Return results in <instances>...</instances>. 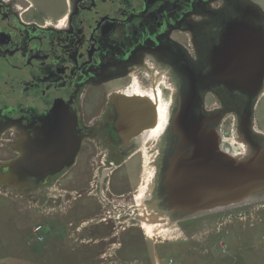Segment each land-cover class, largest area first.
Instances as JSON below:
<instances>
[{
	"label": "flooded vegetation",
	"instance_id": "af4514ba",
	"mask_svg": "<svg viewBox=\"0 0 264 264\" xmlns=\"http://www.w3.org/2000/svg\"><path fill=\"white\" fill-rule=\"evenodd\" d=\"M63 1L57 6L55 0H0V142L11 143L10 152L17 154L0 166L14 164L11 171H28L8 183L34 198L56 187L68 171L77 202L105 188L113 196L121 185L132 193L141 169L124 166L129 155L137 154L142 135L130 142L119 136L111 98H132L126 92L134 80L149 85L155 75L176 80L172 65L177 60L199 61L208 74L238 1ZM250 1L264 12V0ZM209 96L220 107L208 110L223 107L216 93L206 100ZM69 153L71 165L59 170V160ZM151 157L150 210L158 200V148ZM40 158L47 166L40 171L60 172L34 175ZM47 160L55 167L49 168ZM101 216L76 219L111 222L119 217L125 223L123 216Z\"/></svg>",
	"mask_w": 264,
	"mask_h": 264
},
{
	"label": "water",
	"instance_id": "95a60500",
	"mask_svg": "<svg viewBox=\"0 0 264 264\" xmlns=\"http://www.w3.org/2000/svg\"><path fill=\"white\" fill-rule=\"evenodd\" d=\"M237 1L228 35L210 60L208 74L193 59L172 65L177 91L163 136L158 200L152 204L160 217L183 220L249 199H264V134L255 130V109L264 94V12L250 0ZM210 92L220 97L222 108H206ZM113 104L118 114L116 130L123 140L130 142L154 126L155 111L148 100L113 98ZM231 113L251 151L242 159L227 155L219 144L218 127ZM68 156L59 160V170L71 165L73 157ZM45 161L38 159V165L35 161L39 171L31 173L38 177L60 172L40 171L47 168ZM47 162L49 168L55 167L52 160ZM13 165L0 166V177L18 181L27 174L11 171ZM22 166L26 167L23 162Z\"/></svg>",
	"mask_w": 264,
	"mask_h": 264
},
{
	"label": "rangeland",
	"instance_id": "374dc122",
	"mask_svg": "<svg viewBox=\"0 0 264 264\" xmlns=\"http://www.w3.org/2000/svg\"><path fill=\"white\" fill-rule=\"evenodd\" d=\"M50 1L49 3H52L53 0ZM55 1L57 6L64 4L63 0ZM160 76L159 83L164 90V98L169 99L172 91H176V80ZM150 85L144 81L146 88L150 89ZM113 98L114 96L111 100ZM261 98L255 109V125L264 133V94ZM216 101L215 97L209 96L206 100V108L220 107L219 101L214 106ZM224 120H226L224 130L229 132L234 118L228 114ZM138 144L137 154L132 159L129 155L128 162L124 166V168L137 166L142 170H139L138 175L136 174L132 193L121 185L113 196H108L105 188L103 191L100 190L99 195L91 197L83 195L77 202L73 199L77 192L74 191L71 182L72 171H68L56 181L58 184L56 187L47 189L42 198H34L31 194L28 196L26 190L18 191L7 187L8 181L0 177V190L13 195V198L11 195L8 197L15 202V205L11 203L14 218L16 215L25 223L16 219L22 233L15 232L11 235V224L9 229L5 225L0 228V253H2L0 263L23 264L24 259L28 260L29 250L32 254L41 253L43 257L41 264L45 256L48 259L47 253L43 250L45 243L41 245L32 243L33 229L41 225L46 233L63 240L64 245L56 256L60 264H75L76 260L79 264H264V199H249L239 205L199 213L183 220L161 216L162 220L157 223L159 224L157 230L153 235L147 234L142 228L144 221L142 215L153 211L147 205L152 195L151 192L145 194L146 197L143 195L145 201L140 205L141 193L151 179L150 172L154 159L151 155L156 153L157 148L161 169L165 138L158 144L152 143L148 138L139 140ZM10 145L11 143L6 142L5 146L9 148H0L1 162L17 156L16 153L10 152ZM145 152L149 157L147 162L144 160ZM61 189L67 190L69 194L61 192ZM64 194L67 196H60ZM121 195L124 196L119 197ZM135 202L139 206L137 209ZM2 207L9 212L11 210L10 205L0 197V209ZM79 215L123 216L125 223L121 226L125 227V230H122L119 236L110 238L109 248L106 249L108 241L95 246L92 244L94 247H91L83 242L90 235L81 234L78 238L73 231L72 227L78 220L76 216ZM24 217L29 218L28 223L23 220ZM13 228L16 229L17 224L13 225ZM92 238L95 237L90 239ZM77 239H81V246ZM119 240L121 247L115 250L113 242L118 243ZM71 246H77L75 248L78 251L75 256ZM30 262L37 264L34 256L31 257Z\"/></svg>",
	"mask_w": 264,
	"mask_h": 264
},
{
	"label": "bare ground",
	"instance_id": "6f19581e",
	"mask_svg": "<svg viewBox=\"0 0 264 264\" xmlns=\"http://www.w3.org/2000/svg\"><path fill=\"white\" fill-rule=\"evenodd\" d=\"M165 79L167 78L165 77ZM153 80V85H151L150 89L144 86V81L139 84L138 81L134 80L126 93L129 96L144 98L148 100L149 104L152 107H154V126H152L146 132L147 134H143L141 138H148L149 141H152V143L154 142V144H156L162 140L165 130L168 126L170 114L173 108L174 97L177 90L172 91L169 99H165L163 93L164 90L162 89L161 83H159L158 75H155ZM230 115H232L234 118L231 130L229 132L224 130L226 121L224 119L218 127L220 148L227 155L237 159H242L249 155L251 151L248 145L241 139L240 135L238 134V122L236 115L234 113H231ZM256 127L257 126L255 125L256 132L264 134ZM4 146L5 143L0 142V147ZM148 158V153L145 152V162L148 161ZM151 185L152 182L150 180L148 185L143 188L144 191L141 193L140 205H143V202L145 201L142 196L144 195L143 197H146L145 194H149L151 192ZM142 218L144 219V221H142V228L146 231L147 234L153 235V232H155L157 230V227L159 226V224L157 223H160L162 218L156 212L145 213L142 215Z\"/></svg>",
	"mask_w": 264,
	"mask_h": 264
},
{
	"label": "crops",
	"instance_id": "0c3cea01",
	"mask_svg": "<svg viewBox=\"0 0 264 264\" xmlns=\"http://www.w3.org/2000/svg\"><path fill=\"white\" fill-rule=\"evenodd\" d=\"M8 195H11V194H8L7 192L5 193L4 190H0V197L3 198V200L5 202H7L10 205V208H11L10 212H9L8 209L4 210L3 207L0 209V211L2 210L1 213H0V228L4 227V225H5L6 228L9 229V225L11 224V227H12L11 228V233H10L11 235L14 234L15 232L16 233L17 232L22 233L21 226L19 225L18 222L24 223V221H22L16 215H15V218H14V209H13L11 203L15 205V202L12 199L13 195H11L12 198L8 197ZM16 219H17L18 222H16ZM23 220L27 221V223L29 222V218L28 217H24ZM62 220L65 221V219H62ZM100 220L101 219H98V221H90V222H88V221H86V222L82 221L80 223L76 222L78 224L77 225V229L76 230L73 229V231L75 232L77 237L79 235H81V234L90 235V237H86V239H84L83 242H86L87 245H91V247H94L95 245H100L101 242H103V241H108V244L106 245V249H107L111 245L110 241H109L110 238L111 237H116L117 235L119 236L121 231L125 230V227L121 226L122 224H124V222H121V218L119 220V217H114V219L111 222L110 221H100ZM12 223H13L14 226H15V224H17V228L16 229L13 228ZM63 234H61V235H63ZM91 237H95V238L90 239ZM78 238H80V237H78ZM77 240L79 242V246H81L82 245L81 239H77ZM32 243L33 244H39V245L45 243L43 250H44V253L45 252L47 253L48 259L45 256L44 259H43V263L42 264H60L61 263V262H58V260H56V256L58 254V251L61 250L62 246L64 245L63 240L61 238L57 239V237L45 232V241L44 242H38L36 237L34 236V238L32 240ZM75 243H76V241H75ZM92 244L94 246H92ZM113 245H114L115 250L116 249H120V247H121L120 240H119L118 243H116L114 241ZM66 246H69V245H66ZM75 247L77 248V246H71L70 247L73 250V256H75L77 254V251H78ZM37 254H32L30 252V250H29L28 254H27V256H29L28 260L24 259L23 264H33V263L30 262V259H31L32 256H34L36 258L37 264H41V262H42L41 258H43V257L40 255L41 253L37 252ZM0 255H2V253H0ZM106 255H107V253H106ZM0 264H6V263H0ZM68 264H70V263H68ZM75 264H79V262L76 260Z\"/></svg>",
	"mask_w": 264,
	"mask_h": 264
},
{
	"label": "built area",
	"instance_id": "2783aa9c",
	"mask_svg": "<svg viewBox=\"0 0 264 264\" xmlns=\"http://www.w3.org/2000/svg\"><path fill=\"white\" fill-rule=\"evenodd\" d=\"M43 226L38 225L33 230L34 236L36 237L38 242H44L45 241V231L43 230ZM173 261H171L172 263Z\"/></svg>",
	"mask_w": 264,
	"mask_h": 264
}]
</instances>
